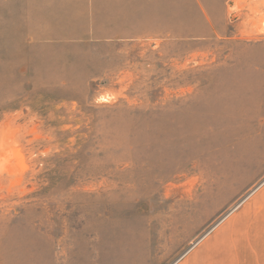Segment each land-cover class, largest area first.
I'll list each match as a JSON object with an SVG mask.
<instances>
[{
    "label": "rangeland",
    "instance_id": "1",
    "mask_svg": "<svg viewBox=\"0 0 264 264\" xmlns=\"http://www.w3.org/2000/svg\"><path fill=\"white\" fill-rule=\"evenodd\" d=\"M263 205L264 0H0V264H218Z\"/></svg>",
    "mask_w": 264,
    "mask_h": 264
},
{
    "label": "crops",
    "instance_id": "2",
    "mask_svg": "<svg viewBox=\"0 0 264 264\" xmlns=\"http://www.w3.org/2000/svg\"><path fill=\"white\" fill-rule=\"evenodd\" d=\"M253 217L244 237L229 241V249L218 264H264V205Z\"/></svg>",
    "mask_w": 264,
    "mask_h": 264
}]
</instances>
